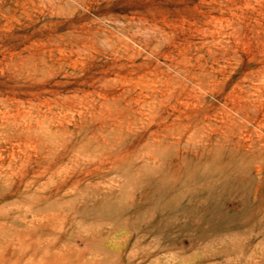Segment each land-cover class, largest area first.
<instances>
[{
  "label": "rangeland",
  "instance_id": "374dc122",
  "mask_svg": "<svg viewBox=\"0 0 264 264\" xmlns=\"http://www.w3.org/2000/svg\"><path fill=\"white\" fill-rule=\"evenodd\" d=\"M0 264H264V0H0Z\"/></svg>",
  "mask_w": 264,
  "mask_h": 264
}]
</instances>
